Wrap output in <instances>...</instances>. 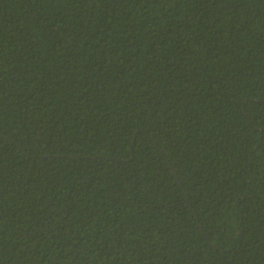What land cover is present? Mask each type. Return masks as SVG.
<instances>
[{"label":"trees","instance_id":"1","mask_svg":"<svg viewBox=\"0 0 264 264\" xmlns=\"http://www.w3.org/2000/svg\"><path fill=\"white\" fill-rule=\"evenodd\" d=\"M0 264H264V0H0Z\"/></svg>","mask_w":264,"mask_h":264}]
</instances>
